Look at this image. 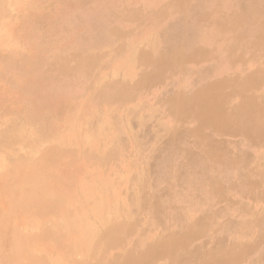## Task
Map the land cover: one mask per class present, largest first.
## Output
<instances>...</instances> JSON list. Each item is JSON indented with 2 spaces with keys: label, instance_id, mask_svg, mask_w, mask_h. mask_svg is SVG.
Returning <instances> with one entry per match:
<instances>
[{
  "label": "rangeland",
  "instance_id": "1",
  "mask_svg": "<svg viewBox=\"0 0 264 264\" xmlns=\"http://www.w3.org/2000/svg\"><path fill=\"white\" fill-rule=\"evenodd\" d=\"M233 117H264V0H0V264H264Z\"/></svg>",
  "mask_w": 264,
  "mask_h": 264
},
{
  "label": "bare ground",
  "instance_id": "2",
  "mask_svg": "<svg viewBox=\"0 0 264 264\" xmlns=\"http://www.w3.org/2000/svg\"><path fill=\"white\" fill-rule=\"evenodd\" d=\"M225 23V22H224ZM228 23H231V21H227L226 22V24H228ZM226 24H224V25H226ZM179 59V58H178ZM182 60V59H181ZM169 64H170V62H168ZM60 68V70L59 71H61V72H70V70H68V69H66L65 67H59ZM49 103V102H48ZM249 107H247L246 108V111L247 112H249L250 114H252V117H254L255 116V114L257 113V112H259V110H257L255 107L256 106H254V105H252V106H250V105H248ZM209 107V106H208ZM212 108H214V110H218L219 109V106H217V104H215ZM219 111V110H218ZM217 117H218V115H217ZM216 117V118H217ZM251 119H253V118H251ZM232 120L235 122V123H238V122H242V123H244L245 124V126L243 127L245 130H246V132L249 134V133H255V134H258V135H260V134H263V132H264V117H263V120H262V122L260 123V122H257V123H254V124H249V122L248 121H245L244 119L243 120H239L237 117H233L232 118ZM260 123V124H259ZM221 124H222V122H221ZM239 124V123H238ZM217 128V127H216ZM249 136L252 138L254 135H250L249 134ZM262 142H264V139H262L261 140ZM3 161V160H2ZM1 161V164L3 163ZM41 161V160H40ZM44 162V161H43ZM42 162V163H43ZM22 165V164H21ZM20 165V166H21ZM40 165V164H39ZM37 166V165H36ZM41 166H43L44 167V165L42 164ZM47 166V165H46ZM29 167H31L32 168V165L31 166H29ZM28 167V168H29ZM48 167V166H47ZM27 168V169H28ZM13 170V169H12ZM32 170V169H31ZM38 170H36V172H37ZM26 172H27V170H26ZM32 173V172H31ZM40 173V172H39ZM206 170L205 169H202V170H200L199 172H197V175L198 176H200V177H203L204 175H206ZM14 175V174H13ZM31 175V174H30ZM38 176H41V177H38ZM38 176H36L35 178H34V176H33V178L32 179H24V183L26 182L28 185H30L32 182H34L35 183V185H38L36 188L35 187H33L34 189H36V190H31L30 191V194L29 195H27L26 196V202H28V203H31V204H36V205H38L37 207H39L40 209H43L44 207L45 208H48V207H51V210L53 211V210H56L58 207L56 206V203L57 202H54L51 198H50V205H46L45 203H44V200L46 199V196L48 195V192L49 191H47L46 192V190H48L47 189V185H48V183H47V185L46 184H44V177L43 176H45V173H44V175H43V173L42 174H39ZM32 177V176H31ZM30 178V177H29ZM11 179V178H10ZM211 181L214 179V176H211L210 178H209ZM7 180V179H6ZM8 182V181H7ZM38 182H40V183H38ZM13 185H15V183L13 184ZM32 185V184H31ZM46 185V186H45ZM49 186V185H48ZM26 187V186H25ZM32 187V186H31ZM49 188V187H48ZM14 189V188H13ZM29 189H31L30 187H29ZM27 191H28V188H27ZM17 192V191H16ZM23 193H25V192H23ZM28 193V192H27ZM26 193V194H27ZM17 196V195H16ZM13 198V197H12ZM22 203V202H21ZM59 203H61V202H59ZM92 203V202H91ZM17 204V203H16ZM15 204V205H16ZM24 206V205H23ZM77 206V205H76ZM33 207V206H32ZM30 208V207H29ZM27 210V209H26ZM35 214V213H34ZM38 214V213H37ZM3 217V216H2ZM62 221V220H61ZM6 222V221H5ZM64 222V221H63ZM1 223V222H0ZM3 223V222H2ZM6 225V224H5ZM64 226V225H63ZM106 226H108V225H106ZM51 230V229H50ZM4 231V230H3ZM65 231V230H64ZM118 232V231H117ZM65 233H66V231H65ZM61 234V233H60ZM62 234H63V232H62ZM6 235V234H5ZM118 237H120V236H118ZM117 237V238H118ZM7 239V238H6ZM12 244V243H11ZM18 244V243H17ZM69 246H71L72 247V245L70 244ZM165 247V246H164ZM93 248V247H92ZM219 248V247H218ZM166 249V248H165ZM73 250V249H72ZM223 250V249H222ZM24 251V250H23ZM75 251V250H74ZM219 253V252H218ZM221 253V252H220ZM190 256H191V253H190ZM40 257V256H39ZM185 257V256H184ZM215 257V261L216 262H218V264H225L226 263V261H228L227 260V258L225 259V257H223V258H221L220 256H214ZM234 259V258H233ZM84 261V260H83ZM189 261V260H188ZM183 262V261H182ZM40 263V262H39ZM48 263V262H47ZM183 264V263H182ZM188 264V263H187Z\"/></svg>",
  "mask_w": 264,
  "mask_h": 264
}]
</instances>
